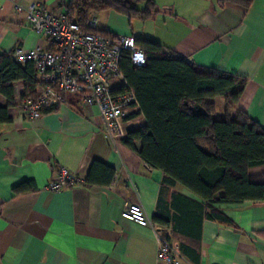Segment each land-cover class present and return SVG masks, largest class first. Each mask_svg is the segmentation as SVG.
Masks as SVG:
<instances>
[{"label": "crops", "instance_id": "1", "mask_svg": "<svg viewBox=\"0 0 264 264\" xmlns=\"http://www.w3.org/2000/svg\"><path fill=\"white\" fill-rule=\"evenodd\" d=\"M68 1L17 0L23 7L37 2L53 14L65 10ZM153 1L157 13L142 22L140 33L133 20L114 12L97 15L99 30L113 37L136 33L194 66L244 79L237 106L264 129V0H253L246 9L214 0ZM37 47L49 46L30 30L23 11L0 0V55ZM21 93L22 85L14 84L10 120L0 124V264H159L161 230L120 214L135 203L151 221L162 172L148 167L121 139L110 144L97 108L74 107L70 98L30 120L20 109ZM5 105L0 97V106ZM143 124L142 117L130 122ZM134 146L138 151L141 144ZM93 161L113 169L108 185L84 183ZM58 167L82 182L47 191ZM263 172L264 166L249 170L251 175ZM174 189L191 196L179 185ZM218 208L233 227L203 220L198 243L184 245L195 252L181 251L178 238L168 240L181 264H264V203Z\"/></svg>", "mask_w": 264, "mask_h": 264}, {"label": "trees", "instance_id": "2", "mask_svg": "<svg viewBox=\"0 0 264 264\" xmlns=\"http://www.w3.org/2000/svg\"><path fill=\"white\" fill-rule=\"evenodd\" d=\"M214 1L245 9L253 2ZM140 4L142 8L138 7ZM103 12L122 15L128 22H143L153 17L157 9L153 0H69L65 6L67 20L86 32L91 17ZM98 33L113 38L104 30ZM135 41L147 61L144 66L133 67L127 53L120 58V70L137 102V107L124 118L125 135L120 141L148 167L162 172L151 222L161 230L163 238H178L181 251H194L184 245L198 243L203 220L233 227L219 206L264 203V172L249 173L252 168L264 166V129L237 106L245 88L244 79L194 66L139 35ZM16 83L22 85L20 100L36 97L34 64H19L12 54H1L0 97L6 105L0 106V124L10 120L8 108L14 104ZM70 98L69 104L76 107V99H67ZM218 101L223 113L216 115ZM137 117H142L144 124L130 125ZM135 142L141 144L138 151ZM113 173V169L93 161L84 183L106 186ZM177 185L192 197L176 191ZM22 188L20 185L15 191Z\"/></svg>", "mask_w": 264, "mask_h": 264}, {"label": "built area", "instance_id": "3", "mask_svg": "<svg viewBox=\"0 0 264 264\" xmlns=\"http://www.w3.org/2000/svg\"><path fill=\"white\" fill-rule=\"evenodd\" d=\"M6 1L14 11L24 12L30 30L50 47L16 49L12 54L19 64L32 62L38 80L36 97L20 101L24 115L30 120L39 119L45 112L65 104L68 97H74L77 105L84 109L97 108L110 144L123 138L124 118L137 107V102L119 61L122 54L127 53L133 67L146 64L147 57L135 41L138 34L106 37L98 33L97 14L87 22L89 32H86L67 20L65 10L53 14L43 11L37 2L23 7L17 0ZM79 182H82L80 178L58 167L45 189L57 193ZM120 216L142 227L153 226L143 208L135 203L127 204ZM156 259L159 264H181L177 250L161 235H158Z\"/></svg>", "mask_w": 264, "mask_h": 264}, {"label": "rangeland", "instance_id": "4", "mask_svg": "<svg viewBox=\"0 0 264 264\" xmlns=\"http://www.w3.org/2000/svg\"><path fill=\"white\" fill-rule=\"evenodd\" d=\"M138 7L142 8V5L140 4ZM102 16H104V14ZM132 22H133V25L135 26V29L138 28V29H136V31H138L140 33V31H141L140 27L142 26V21L138 23L136 20H133ZM216 112H217L216 115H218L220 113H223L221 101H218V104H217V107H216Z\"/></svg>", "mask_w": 264, "mask_h": 264}]
</instances>
